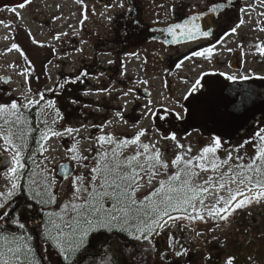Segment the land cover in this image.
Instances as JSON below:
<instances>
[{
  "label": "rangeland",
  "instance_id": "obj_1",
  "mask_svg": "<svg viewBox=\"0 0 264 264\" xmlns=\"http://www.w3.org/2000/svg\"><path fill=\"white\" fill-rule=\"evenodd\" d=\"M177 1L31 0L20 9L17 5L23 0H0V104H10L13 100L18 103L16 115L8 111L3 112L5 118L0 120V150L11 157L15 148L21 153V146L25 141L22 129H12L8 118L19 127H28L31 112L35 119L33 124L29 125H33L34 129L36 126L40 127L42 135L34 158L33 177L23 187L26 189L30 185L35 190L43 191L44 185L47 184L48 191L55 196V202L43 206L38 204V207L48 213L58 214L55 218L59 222V216L65 219L75 216L70 208L64 209L65 205L79 203L73 197L72 179L83 176V184L88 186L93 167H102L105 164L115 167L117 163L127 165L128 158L138 151L143 152V149L137 145L122 147L118 142L133 137L140 128L145 129L146 135L141 137L142 143L156 144L160 148L162 159L169 167L167 170L158 169L159 174L154 178L152 185L147 184V176L141 172L144 177L141 183L144 187L138 193L140 199L154 187H159L162 180L177 189L183 186L185 180H190L191 187L208 190L200 192L195 201L205 220L179 219L175 223L170 222L169 228L151 237V243L156 246H168L171 242L175 245H190L195 252L206 249L208 254H213V262L220 263L221 258L226 257L225 253L229 252L227 249L231 246L230 239L234 234L236 217L230 218L231 225L222 229L220 221L208 217L206 209L216 203L217 197L227 198L228 188L235 190L239 187L236 183L229 184L231 175L239 173L241 176H252L254 181L264 178L247 168L255 155L253 144L239 147L245 140L252 139L246 137L251 135L252 131L242 133L238 142H228L222 137V146L216 153L209 154L205 161L193 160V165L203 164L206 170L193 167L192 171L196 175H183L187 170L184 162L181 161L173 167L171 160L177 154L182 155L185 160L198 156L201 149L209 144L212 133L207 131V128H201L200 122L197 121H193L191 126L177 122V139L184 146L178 148L176 142L160 138L161 134L167 135L173 131L168 124L156 117L142 116L141 112L148 100L153 102L154 110L165 107L173 109L175 101L186 103L183 101V94L191 85L185 81H193L201 72L212 73L217 69V65L212 57L211 61L200 57L199 61L191 58L176 68L175 53L161 48L156 43L139 41L137 33L142 29L141 23L131 24L134 29H130L128 34L122 32L125 24L134 20H141L146 25L166 24L172 20ZM121 4L123 7H120ZM8 8H16V12H10ZM7 24L8 26H5ZM253 27L248 21V30L253 31ZM243 29L242 27L239 31ZM233 40L234 37L230 39V47L237 46L238 41ZM13 44H16L20 51L13 49ZM242 45L243 51L247 53L244 56L245 63L248 62L246 68H256L254 61L250 60L254 59L255 48L247 44V40ZM227 51L230 55L231 48ZM219 61L226 62L225 53ZM169 64L173 69L168 68ZM82 73L87 75H81ZM129 88L134 90L133 93L123 97L122 93ZM105 89L108 91H104ZM41 94L43 100L40 99ZM137 96L139 99H135ZM71 99L77 100L78 103H70ZM29 100H37L40 103L24 107ZM125 100L131 101L126 107ZM49 101L54 105L51 108L48 106ZM117 112L122 113V119L116 116ZM3 113H0V116ZM262 124L264 123L259 124L257 128H263ZM69 127L79 131L67 133L65 129ZM185 127L191 133L187 137ZM193 128L200 130L193 131ZM52 132H59L61 135L52 136ZM9 133L15 148L4 142L3 137ZM45 134L49 139H42ZM106 134L112 136L113 142L99 143L97 138ZM24 135L27 136L28 133ZM74 145L77 154L86 156L87 160L71 159L72 153L69 149ZM189 147L192 149L190 153L187 152ZM229 154L231 159H228ZM140 161L144 162V158L140 157ZM60 163H68V168H64V179L56 176ZM213 164L218 167L213 169ZM145 167H148L147 163ZM132 168H136V161H132ZM69 170L71 174L68 176ZM119 171L127 173L131 169L122 166ZM178 171L181 172L180 180L170 182L169 177ZM21 179L22 169L18 170L15 179L8 171L0 172V192L8 191L12 182L20 185L18 182ZM221 183L226 187L220 188ZM19 190L20 188L17 190L18 194ZM44 199L47 200L48 197L45 196ZM201 199L204 201L203 205L199 204ZM253 209L256 210L255 215L262 226L264 201L256 203ZM187 214L195 216L192 208H188ZM172 215L182 214L173 212ZM245 228V233L240 234V237L249 234V225H245ZM197 233L202 235L197 236ZM169 236L173 239L170 240ZM261 241H264V234L261 235ZM263 247L264 244L260 243L254 250Z\"/></svg>",
  "mask_w": 264,
  "mask_h": 264
},
{
  "label": "snow or ice",
  "instance_id": "obj_2",
  "mask_svg": "<svg viewBox=\"0 0 264 264\" xmlns=\"http://www.w3.org/2000/svg\"><path fill=\"white\" fill-rule=\"evenodd\" d=\"M30 2L31 0H23L17 6L23 9ZM120 7H123V4ZM193 7L199 6L194 5ZM204 7L207 12L205 31H201L198 24H193L190 29L187 25L176 24L167 29L168 33L175 36L176 29L184 27L185 31L181 33L182 35H203L205 37L212 35L213 26H219L218 20L214 18L213 13L219 11L223 6L216 3L215 0H207ZM7 10L16 12V8H8ZM201 15H204L203 11ZM200 18V15L195 17L197 20ZM240 23L242 24L243 20ZM239 26L240 24H237L236 27L231 29V32L235 33ZM56 39H59V37H56ZM12 48L20 51L16 44H13ZM256 49L260 56H264V46L256 45ZM212 54L213 48L209 47L202 51H193L191 56L204 57L211 61ZM21 55H23V52H21ZM109 63H113V61H109ZM180 66V64L177 65V67ZM81 75L87 74L82 73ZM208 75L223 76L233 82L237 81V79L248 80L252 78L248 75L237 76L224 72H201L193 81H185V83H190L191 85L183 94V101L186 103L175 101L173 109L165 107L154 110L152 107L153 102L148 100L143 106L141 115L156 117L173 129L167 135L161 134V139L176 142L178 148H183L184 146L177 139V122H182L184 126H191L193 121H199L201 128H206L208 122L213 124L217 122V105L214 100L215 82L204 80V77ZM257 78L264 79V77ZM112 90L119 91L117 89ZM104 91L108 90L105 89ZM133 91L132 88H129L122 95L123 97H128ZM246 95H250V93ZM40 99H44L42 94ZM135 99H139V97L137 96ZM130 102V100H125V107ZM243 102L242 98L241 104ZM39 103L40 101L37 100H29L24 107ZM70 103L76 104L78 101L71 99ZM241 104L235 106L239 108ZM48 106L49 108L53 107V102L49 101ZM17 108L18 103L13 100L10 104H0V113L8 111L12 115H16ZM57 115H59L58 112ZM116 116L123 118L121 112H117ZM124 123H127V121H124ZM133 127L135 128L136 125L134 124ZM161 127H163V124H161ZM199 130V128H193V131ZM65 131L72 133L74 131L78 132L79 129L69 127ZM208 131L212 133L209 137V144L201 149L198 156L185 160L182 155L177 154L171 160L173 167L179 165L181 161L184 162L187 170L183 175L188 177L196 175L192 171L193 167H200L202 170H206L203 164L193 165V160L205 161L209 154L216 153L222 146V137L227 129L213 127L208 128ZM51 135L59 136L61 133L52 132ZM145 135V129L140 128L133 137L118 142L119 146L122 147L137 145L143 149V152L138 151L134 156L129 157L127 165L117 163L115 167H110L107 164L102 167H93L88 186L83 184V176H76L72 179L73 197L79 203H71L70 206L65 205L64 209L69 210L70 208V211L74 212L75 216L69 219L59 216V222H57L55 217L58 214L48 213L42 224L37 225L38 234L56 250L58 257L62 260V264H81L84 255L96 241H101L103 245L107 246V251L98 253L102 256V264H132L136 260L137 252L135 251V245L132 246L133 250L131 252H127L129 241L151 243L153 235H159L163 230L170 227V222L175 223L179 219L205 220V216L196 207L195 201H197L200 192H207L208 190L206 188L197 189L191 187L190 180H185L183 186L179 189L171 186L170 183L166 184L162 180L159 183V187H154L147 194H144L143 199L138 197V193L144 187V184L141 183L144 179L141 176V172L147 176V184L152 185L154 178L159 174L158 169L167 170L169 167L168 163L162 159L160 148L156 144L142 143L141 137ZM188 135H191V133L185 127V137ZM3 139L6 145L15 148L11 133L4 136ZM42 139L47 140L49 136L45 134ZM97 140L101 144L113 142L112 136L107 134L98 137ZM257 141L258 143H256ZM250 143L253 144L256 151L251 158L252 162L247 165V168L257 176H264V128H258L253 133V138L245 140L239 147H244V145ZM41 147L43 148V145ZM5 150L7 151V149ZM191 150V147H189L187 152L190 153ZM69 152L72 153L71 159L73 160L82 161L88 159L86 156L77 154L75 145L69 149ZM113 155L115 156L116 153L114 152ZM105 156H107V153H105ZM140 157L144 158V162L140 161ZM228 159H231V154H229ZM132 161H136V168H132ZM145 163H147L148 167H145ZM122 166L129 167L131 171L120 173L119 169ZM212 167L215 169L218 165L213 164ZM22 168H24V165L21 163L20 150L15 148L12 155V166L8 167V172L15 179L18 170ZM180 178L181 172L178 171L169 177V181L176 182ZM231 183H236L239 187L235 190L228 188L229 195L227 198L217 197L216 203L206 209L208 217L228 222L237 210L244 209L254 201L257 203L264 201V179L254 181L252 176H241V174L237 173L229 177V184ZM219 187L223 189L226 185L221 183ZM18 188H21V186L16 182H12L8 191L0 192V198H2V202H0V240L3 241V244H0V264H23L21 255L27 256L32 252L29 244L32 236L27 234L15 236L10 233V230L26 228V224L23 221L28 219V213L35 212L33 204L28 201H34L42 206L47 205L49 202H55V196L48 191L47 184L44 185L43 191L35 190L31 186L22 189V192L28 194L27 200L23 201L16 200ZM173 193L176 195H173ZM188 193H191V195H188ZM45 196L48 197L47 200L44 199ZM12 204H18V206L13 208ZM199 204L203 205L204 201L202 199L199 200ZM188 208H192L195 216L187 214ZM173 212L181 213L182 215L174 216L172 215ZM5 233L8 234L6 235ZM196 235L200 236L202 233H197ZM169 239L171 240L173 237L169 236ZM213 239H216V237H213ZM122 240L124 241L123 244L121 243ZM168 247L173 249L176 257L187 255V249L183 248L182 245L177 248L175 244H169ZM165 255H161V260L165 258ZM204 259L210 260L211 257L205 256ZM233 259L232 256H229L225 264H233Z\"/></svg>",
  "mask_w": 264,
  "mask_h": 264
},
{
  "label": "flooded vegetation",
  "instance_id": "obj_3",
  "mask_svg": "<svg viewBox=\"0 0 264 264\" xmlns=\"http://www.w3.org/2000/svg\"><path fill=\"white\" fill-rule=\"evenodd\" d=\"M206 2L207 0H189L188 2L178 0L175 5V12L172 14V20L166 24L146 25L141 20H134L132 23L125 24L122 32L128 34L130 29H134L131 28V24L138 25L141 23L142 29L137 33L139 41L156 43L161 48L175 53L176 64L174 61V65L176 68L178 64L181 65L191 58L195 59V61H199L198 58L200 57L191 56L193 51H202L205 48L212 47L213 62L217 65V69L212 73L224 72L237 76L248 75L252 77L248 80L237 79V81L233 82L227 80L223 76L208 75L204 77V80L215 82L214 100L217 105V122L215 124L208 122L206 127L207 131L208 128L213 127L226 128L227 131L223 138L228 142L233 140H237L238 142V140L242 138V133L247 131L252 132L251 135L246 137L253 138V133L258 129L257 126L264 123V113L259 112L256 116L241 124V119L234 115V102L236 96L237 98L238 96L244 97L251 95L264 96V79L257 78L264 77V56H260L256 49V45L264 46V0H215L216 3L221 4L223 7L216 13H213L214 18L218 20L219 26H213V34L210 36L182 35L181 33L185 31L184 27L176 29L175 36L168 33L167 29L176 24L182 26L187 25L189 29L193 24H198L200 25L201 31H205L207 12L204 6ZM194 5L199 7H193ZM202 11L204 15H201ZM198 15H200L201 18L197 20L195 17ZM241 20H243L242 24L240 23ZM248 21L249 25L251 23V25L254 26L253 31L248 30ZM237 24H240V26L236 29L235 33H232L231 29L236 27ZM242 27L244 29L239 31ZM232 37H234L233 41H238L237 46H229ZM129 38L131 39L130 36ZM246 40L247 44L251 45L253 49L255 48L254 59L251 58L250 60L254 61L256 68H246V63L248 62L245 63L244 56L247 53L243 51L242 45ZM228 48H231L230 55H228ZM233 48H235V50H233ZM223 53H225L226 57V62L224 63L223 61H219L221 57H223ZM169 65L168 68L173 69V66L171 64ZM210 66H212V64ZM245 68L246 72L244 71ZM247 93H250V95H246ZM238 103L241 104V99L238 100ZM238 125H241V127L239 128ZM262 125L264 128V124ZM18 183L20 184V181ZM27 195L28 194H18L16 200H27ZM28 202L33 204L35 212L28 213V219L23 221L26 224V228L10 230L11 235L23 236L27 234L32 236V240L29 241L32 252L27 256L22 254L21 261L23 264H62V260L58 257L56 250L38 234L37 225L42 224L47 218L48 212L40 209L38 204L34 201ZM256 203L257 202L254 201L244 209L237 210V212L233 214V216L236 217L237 223L235 227H233L234 234L230 239L231 246L227 249L230 253L226 252V257L221 258L222 261L220 263L213 262V254H208L206 249L195 252L194 249H191L190 245L185 246L178 243L176 247L179 248L182 245L183 248L187 249V255L176 257L173 249L165 244L156 246L148 242L129 241L127 252L133 250V245L136 246L135 251L137 252L136 260H134L132 264H225L229 256L234 258L233 264H264V247L263 249L257 248V250H254L260 243L264 244V241H261V235L264 234V224L261 226V221L258 220L257 215H255L256 210L253 209ZM17 206L18 204H12L13 208ZM9 211H11V209H9ZM220 223L222 224V229L228 228L231 225L230 221H220ZM245 225H249V234H243L242 237H240L239 235L246 231ZM5 234L7 235L8 233ZM121 243L123 244L124 241L122 240ZM0 244H3L2 240H0ZM170 244L173 243L171 242ZM210 248H208V250ZM235 249L238 251H235ZM105 251H107V246L103 245L101 241H96L84 255L81 264H102V256L98 253ZM161 255H165L163 260H161ZM209 255L211 259L205 260L204 257ZM218 255L220 256V253H218Z\"/></svg>",
  "mask_w": 264,
  "mask_h": 264
},
{
  "label": "trees",
  "instance_id": "obj_4",
  "mask_svg": "<svg viewBox=\"0 0 264 264\" xmlns=\"http://www.w3.org/2000/svg\"><path fill=\"white\" fill-rule=\"evenodd\" d=\"M46 95V94H44ZM5 113V112H4ZM4 113L0 116V120L5 118ZM30 114V115H29ZM29 124L33 122V119H35L31 112H29ZM9 119V125L12 127V129H19L21 130L23 134L24 144L21 146V163L24 165V168H22V179L20 181V194H27L25 192H22V189H24L23 186L25 184H28V181L33 177V168H34V158L35 154L38 152V149L40 147V139L42 135V131L40 130V127L36 126V128H33V125L30 126L28 124V127H19L15 124L13 120ZM33 124V123H32ZM25 133H28V135H24ZM30 185H28L26 188H28Z\"/></svg>",
  "mask_w": 264,
  "mask_h": 264
},
{
  "label": "water",
  "instance_id": "obj_5",
  "mask_svg": "<svg viewBox=\"0 0 264 264\" xmlns=\"http://www.w3.org/2000/svg\"><path fill=\"white\" fill-rule=\"evenodd\" d=\"M243 98V104L239 108H237L235 105L240 104L238 103L239 99ZM234 115L241 119V124L244 123L246 120L256 116L259 112L264 113V96L260 95H251V96H237L235 97L234 102ZM244 120V121H243ZM240 128L241 125H238ZM12 160L11 157L6 154L0 152V171H4L8 169L9 166H11ZM68 163H60L57 166V174L56 176L58 178L64 179L66 175H64V168H68ZM71 174V171L69 170L68 176Z\"/></svg>",
  "mask_w": 264,
  "mask_h": 264
},
{
  "label": "bare ground",
  "instance_id": "obj_6",
  "mask_svg": "<svg viewBox=\"0 0 264 264\" xmlns=\"http://www.w3.org/2000/svg\"><path fill=\"white\" fill-rule=\"evenodd\" d=\"M5 26H8V24H7V25H5Z\"/></svg>",
  "mask_w": 264,
  "mask_h": 264
}]
</instances>
